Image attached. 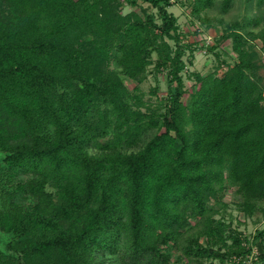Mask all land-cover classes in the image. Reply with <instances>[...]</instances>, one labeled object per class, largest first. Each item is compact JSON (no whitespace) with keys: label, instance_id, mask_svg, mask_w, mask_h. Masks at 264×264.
Returning a JSON list of instances; mask_svg holds the SVG:
<instances>
[{"label":"trees","instance_id":"1","mask_svg":"<svg viewBox=\"0 0 264 264\" xmlns=\"http://www.w3.org/2000/svg\"><path fill=\"white\" fill-rule=\"evenodd\" d=\"M171 3L0 0V264H242L254 248L264 264V230L226 237L214 220L228 188L246 217L264 216V15L222 35L237 61L197 75L185 103ZM193 3L197 16L216 6ZM151 67L172 84L164 114L141 96ZM192 220L206 243L173 261Z\"/></svg>","mask_w":264,"mask_h":264},{"label":"rangeland","instance_id":"2","mask_svg":"<svg viewBox=\"0 0 264 264\" xmlns=\"http://www.w3.org/2000/svg\"><path fill=\"white\" fill-rule=\"evenodd\" d=\"M225 0H216V6L197 16L194 13V0H172V7L169 8L178 19L179 35L182 45L185 47V56L183 58L186 64V70L183 74L185 81L186 95L184 102L189 103L192 95L199 88L197 75L206 77L217 73L222 76L226 70V65H234L237 61L236 55L232 52L231 41H221L222 35L234 27L235 23L244 26L250 19L261 18L264 15V3L260 5L261 0H233L232 7L226 14L222 13L223 2ZM132 11L131 7L124 9V14ZM157 13V10H153ZM206 18V21H205ZM205 21V22H204ZM174 45V43H172ZM215 46L214 50H209L207 46ZM257 51L262 47L260 41H255ZM261 64L263 65L260 75L264 79V55L260 52ZM156 59V55L154 56ZM226 62L223 67L222 63ZM126 86L132 91L138 85L130 80H125ZM171 83L168 81L167 72L157 74L154 67L149 69L147 80L139 87L141 89L142 99L147 105L151 106L157 114L166 112L168 95L171 90ZM155 93V94H154ZM147 112V108H142ZM5 116L0 113V128H8L5 124ZM156 132V131H153ZM4 154L0 152V169L3 164ZM22 180H28L23 176ZM240 198L236 194L235 188H228L223 197L226 208H221L220 213L214 217L215 221H223L229 228L226 231V237L230 235H239L253 241L258 232L264 230V216L257 214L254 217H246L239 211L237 204ZM204 230V224L198 220H192L191 226L184 231L183 238L180 241L179 248L172 251L173 261L182 257V250L190 240L200 238L202 244L206 243V238L201 234ZM10 241V235L0 229V249L5 250L7 243ZM253 243V242H252ZM231 244V241H229ZM258 257L257 250L254 248V254L249 261L242 264H254ZM100 264H124V256L109 260L99 259ZM212 261V260H211ZM218 263V261H216ZM182 264H190L187 259Z\"/></svg>","mask_w":264,"mask_h":264}]
</instances>
